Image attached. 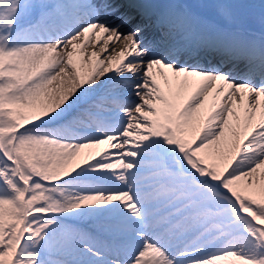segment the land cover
Instances as JSON below:
<instances>
[{
  "label": "snow or ice",
  "instance_id": "obj_1",
  "mask_svg": "<svg viewBox=\"0 0 264 264\" xmlns=\"http://www.w3.org/2000/svg\"><path fill=\"white\" fill-rule=\"evenodd\" d=\"M0 264H264V0H0Z\"/></svg>",
  "mask_w": 264,
  "mask_h": 264
}]
</instances>
